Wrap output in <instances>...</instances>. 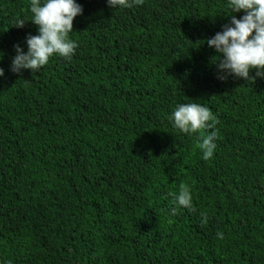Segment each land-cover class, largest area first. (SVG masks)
I'll return each mask as SVG.
<instances>
[{"label":"trees","instance_id":"1","mask_svg":"<svg viewBox=\"0 0 264 264\" xmlns=\"http://www.w3.org/2000/svg\"><path fill=\"white\" fill-rule=\"evenodd\" d=\"M77 2L71 59L12 73L37 26L0 0V264H264V79L219 80L206 43L227 0ZM190 102L218 121L209 160L168 118Z\"/></svg>","mask_w":264,"mask_h":264},{"label":"clouds","instance_id":"2","mask_svg":"<svg viewBox=\"0 0 264 264\" xmlns=\"http://www.w3.org/2000/svg\"><path fill=\"white\" fill-rule=\"evenodd\" d=\"M135 2L139 3V0ZM132 4L133 0H107V6L113 10L129 8ZM227 6L231 10L230 23L206 41L208 47L218 54L212 58L217 78L221 81L229 76L254 79L250 73L255 69V77L264 79V0H227ZM29 10L30 21L37 26V34L25 37L27 51L19 44L14 45L16 55L9 68L12 73L23 70L38 72L53 55L71 59L77 47L76 42L69 39L74 19L83 13L77 0H30ZM241 12L243 15L238 19L236 13ZM24 23L21 19L15 26L22 28ZM4 75L5 69L0 67V77ZM168 118L174 128L189 136L207 130L198 148L204 160L213 157L218 121L208 107L195 102L180 103ZM171 195L176 206L192 208L189 186L181 184L178 192ZM175 212L176 207L172 209V213ZM204 220L206 222V217ZM217 238L223 239V234L217 232Z\"/></svg>","mask_w":264,"mask_h":264}]
</instances>
